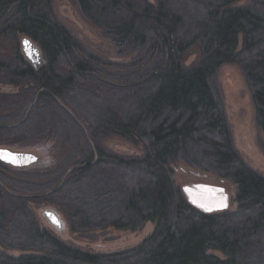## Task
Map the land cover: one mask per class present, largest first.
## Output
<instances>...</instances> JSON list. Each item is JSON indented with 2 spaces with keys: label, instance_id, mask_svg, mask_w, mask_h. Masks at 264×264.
<instances>
[{
  "label": "trees",
  "instance_id": "1",
  "mask_svg": "<svg viewBox=\"0 0 264 264\" xmlns=\"http://www.w3.org/2000/svg\"><path fill=\"white\" fill-rule=\"evenodd\" d=\"M52 1L0 0V83L17 89L0 94V145L54 137L61 150L26 179L0 163V264H264V175L235 149L213 89L223 66H237L264 137V0H76L122 62L87 51ZM19 36L40 48L38 69ZM112 136L141 154L107 151ZM178 163L229 182L234 209L192 207L172 176ZM41 203L85 238L153 229L133 248L86 252L41 228L29 209Z\"/></svg>",
  "mask_w": 264,
  "mask_h": 264
},
{
  "label": "rangeland",
  "instance_id": "2",
  "mask_svg": "<svg viewBox=\"0 0 264 264\" xmlns=\"http://www.w3.org/2000/svg\"><path fill=\"white\" fill-rule=\"evenodd\" d=\"M246 3V0H241L238 5H244ZM52 13L55 19L87 51L101 56L110 62L123 61V58H119L113 45L81 13L76 0H53ZM21 38L22 36H19L17 39L20 53ZM193 59L194 56H191L188 62H191ZM213 89L225 112L235 149L250 167L264 175V137L255 125L251 93L242 72L235 65L223 66L213 80ZM16 90L14 86L8 83H0V94L15 93ZM102 145L107 151L121 156H137L141 154L142 149L140 145L129 143L115 136L104 140ZM0 147L8 148L15 152L32 153L37 156V162L27 168L17 169L4 165L7 168L6 171L8 174L10 173L21 179L28 178L30 174L54 168L61 159V150L54 137L40 140L27 139L11 145H0ZM172 171L175 183L180 189L193 185L221 187L228 195L230 204V198L233 195V186L226 180L218 178L203 168L190 167L183 163L173 165ZM229 208L234 209V205L229 206ZM29 209L34 214L41 228L47 229L61 242L82 251L96 254H108L133 248L145 239L153 229V225L147 223L136 231H116L108 229L99 231L98 234L86 236L85 238L70 230L68 219L56 205L50 203H41L38 205L29 204ZM45 209H50L57 213L64 224L63 230L58 232L50 226L42 215V211ZM5 252L11 256L21 254L17 250ZM212 254L220 258L222 257L218 252H212Z\"/></svg>",
  "mask_w": 264,
  "mask_h": 264
},
{
  "label": "water",
  "instance_id": "3",
  "mask_svg": "<svg viewBox=\"0 0 264 264\" xmlns=\"http://www.w3.org/2000/svg\"><path fill=\"white\" fill-rule=\"evenodd\" d=\"M20 48L21 54L25 58V60L34 68L38 69L43 63V56L40 48L28 37H22L20 40ZM38 158L32 153H23V152H15L9 150L8 148H1L0 147V163L9 166L12 168L23 169L27 168L37 162ZM194 187H198L199 185H193ZM205 187L212 188L213 190H218V197L217 200L223 201V206L220 207H203L199 206L196 203L192 202L189 195L186 192V188H181V191L187 200V202L197 209L198 211L204 214H212L222 212L228 209L229 207V198L228 195L225 193L224 189L217 186H208L204 185ZM221 203H219L220 205ZM42 215L44 216L45 220L58 232L63 230L64 224L60 217L54 211L50 209H45L42 211Z\"/></svg>",
  "mask_w": 264,
  "mask_h": 264
},
{
  "label": "bare ground",
  "instance_id": "4",
  "mask_svg": "<svg viewBox=\"0 0 264 264\" xmlns=\"http://www.w3.org/2000/svg\"><path fill=\"white\" fill-rule=\"evenodd\" d=\"M186 192L189 195L192 202L203 207H220L223 206V201L217 200L220 195H218V190H213L212 188L205 187L204 185H199L198 187L188 186ZM219 203H221L219 205Z\"/></svg>",
  "mask_w": 264,
  "mask_h": 264
}]
</instances>
